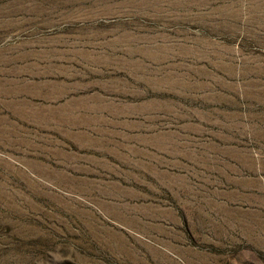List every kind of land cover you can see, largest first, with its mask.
I'll return each instance as SVG.
<instances>
[{
    "label": "rangeland",
    "instance_id": "rangeland-1",
    "mask_svg": "<svg viewBox=\"0 0 264 264\" xmlns=\"http://www.w3.org/2000/svg\"><path fill=\"white\" fill-rule=\"evenodd\" d=\"M0 264H264V0H0Z\"/></svg>",
    "mask_w": 264,
    "mask_h": 264
}]
</instances>
